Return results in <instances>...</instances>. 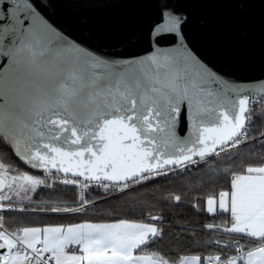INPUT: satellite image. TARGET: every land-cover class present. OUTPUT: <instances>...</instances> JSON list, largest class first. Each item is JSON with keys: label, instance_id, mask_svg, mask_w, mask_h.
Wrapping results in <instances>:
<instances>
[{"label": "snow or ice", "instance_id": "6c2138e0", "mask_svg": "<svg viewBox=\"0 0 264 264\" xmlns=\"http://www.w3.org/2000/svg\"><path fill=\"white\" fill-rule=\"evenodd\" d=\"M119 2L55 0L50 9L44 0L39 4L33 0H0V130L15 144L17 155L32 169L43 170L49 176L53 170L63 173L64 184L75 185L83 177L105 191L115 184L124 193L163 174L165 165L193 163L194 155L203 159L246 142L264 148V128H256L255 121L246 122L247 97L239 100L235 116L222 111L221 124L200 127L202 112L231 89L229 81L197 50L187 31L194 18L189 8L223 4L245 14L250 0H193L189 5L159 0V19L149 24L151 52L114 60L102 51L92 50L89 42L98 41V21L92 13ZM61 16L70 18L66 26ZM200 25L207 30L209 47L217 51L235 52L229 31L242 41L249 36L246 15L215 20L203 16ZM261 34L264 39V19ZM139 36L140 29H132L121 43L132 47ZM145 78L152 85L150 93ZM109 108L115 112L127 108V113L110 115ZM185 108L198 133L197 140L192 147L181 148L164 159V154L158 153L157 136L165 145H175ZM138 121L142 123L138 125ZM85 123L95 127L91 131L84 128L81 134ZM46 126H50V136L43 131ZM141 132L154 134L150 139L146 137L151 147L144 146ZM65 133H70L63 141L69 147L56 143ZM86 137L87 142L82 143ZM69 173L72 179L67 178ZM55 183L46 184L29 174L9 177L0 164V189L18 188L17 196L21 191L25 196L36 193L39 186L52 188ZM3 200L11 203L10 196L0 193ZM174 200L181 201V196L175 195ZM80 203L81 207L52 205L40 210L79 213L88 203L83 195ZM206 203L208 213H215L217 207L230 212L232 224L226 231L259 238L256 246H246L247 251L237 244L240 254L226 258L223 264H264V166H249L244 174L232 175L230 191L210 195ZM161 231L151 223L123 219L67 228L25 227L22 235L9 233L0 224V250H5L0 252V264H169L164 257L146 253L142 247L159 238ZM137 249L143 254L134 255ZM179 264L203 261L198 255L183 256ZM207 264H213L212 258ZM215 264H221L219 257Z\"/></svg>", "mask_w": 264, "mask_h": 264}, {"label": "trees", "instance_id": "16d2710c", "mask_svg": "<svg viewBox=\"0 0 264 264\" xmlns=\"http://www.w3.org/2000/svg\"><path fill=\"white\" fill-rule=\"evenodd\" d=\"M255 127L264 128V109L258 111ZM0 155L10 166L39 176L43 174L22 163L9 142L2 137ZM262 165L264 148L259 144L249 143L234 151L200 161L182 172L153 180L118 195L92 190L86 195L88 206L79 213L40 210L41 207L52 205L81 207L80 188L56 182L52 188L39 186L36 193H29L30 200L16 201L17 204L37 207L40 211L7 212L3 216V223L8 231L17 233L25 227L69 226L122 219L151 223L162 231L159 238L142 246L144 252L162 256L169 264L178 263L180 257L189 255H198L202 261L213 255L230 257L236 253L238 241L244 250H247L248 245L256 246L258 241L226 231L232 224L231 214L208 213L207 198L218 195L219 191H230L232 175L244 174L249 166ZM44 181L52 184V181ZM175 195H180L181 201L176 202ZM154 216L162 219L153 221L151 217ZM208 225L212 227L209 228ZM136 252L143 254L139 249Z\"/></svg>", "mask_w": 264, "mask_h": 264}, {"label": "water", "instance_id": "95a60500", "mask_svg": "<svg viewBox=\"0 0 264 264\" xmlns=\"http://www.w3.org/2000/svg\"><path fill=\"white\" fill-rule=\"evenodd\" d=\"M33 2L39 4L40 0H33ZM192 2L193 0H177V3L184 5H189ZM44 3L48 4L51 9L55 0H51V2L50 0H44ZM158 4L159 0H120L114 7L94 11L92 14L95 15L98 21V41H90L89 46L92 50L106 53L109 59L114 60L130 59L133 55L144 56L150 53L152 47L149 38V24L152 20L159 19ZM189 10L193 11L194 14L193 22L187 30L189 38L193 41L195 47L202 56L207 61L211 62V66L214 67V70L229 81V89H231L227 93H221V99L208 105V110L202 112V123L200 127H214L223 122V118L220 115L222 111L228 112L231 116H235L238 113L240 99L252 94L264 97V39H262L261 34V20L264 19V4L261 3V0H250V6L245 14L237 12L234 7H228L223 4L209 8H189ZM42 14H44L43 11ZM242 15H246L250 21L248 38L242 41L230 31L227 32V35L234 41L235 52L230 49L217 51L209 47L207 30L200 25L201 17L208 16L213 20L217 17L238 19ZM59 18L64 22L65 26L70 19L63 16ZM136 28L140 29V36L135 42V45L132 47L123 46L121 43L122 39L130 30ZM73 35L76 34L74 33ZM70 38L73 37L70 36ZM162 43L168 44L169 41H163ZM159 76L161 80H163L164 70H161ZM144 84L150 93L152 85L148 83L146 78ZM137 107H139V99ZM245 107L247 121V113L249 110L248 97ZM108 111L111 115L115 112V109L109 108ZM126 113L127 108H123L121 112H115L116 115ZM137 123L139 125L142 121H138ZM49 127L50 126H46L43 129L46 136L51 135L48 130ZM94 127V125L89 126L85 123L81 127V134L84 128H88V130L91 131ZM139 134L141 135V139L145 140L144 146L151 147V145L148 144V139L154 134L144 132ZM68 135H70V133H65L61 141H57L56 143L64 147H69V145L63 143ZM177 135L179 140L175 145H165L161 137L157 136L158 153L162 152L164 154V159L169 158L170 154L178 152L181 148L187 149L192 147L193 143L197 140L198 133L194 131L188 119L186 108L181 113ZM0 137L5 139L3 130H0ZM146 137L148 139H146ZM87 140L88 138L86 137L82 143L87 142ZM7 141L12 146L14 154L18 159L31 168L21 156L17 155L15 144L12 140L7 139ZM71 147L75 149L77 146L71 145ZM197 147H199L198 144ZM214 156L216 155L208 154L201 159L199 156L194 155L192 156V161L200 162ZM185 163L188 162H184L183 164ZM175 166L178 165H165L164 169ZM32 170L43 172V170ZM67 175L73 176L72 173ZM237 244L240 245V241H238Z\"/></svg>", "mask_w": 264, "mask_h": 264}, {"label": "built area", "instance_id": "2783aa9c", "mask_svg": "<svg viewBox=\"0 0 264 264\" xmlns=\"http://www.w3.org/2000/svg\"><path fill=\"white\" fill-rule=\"evenodd\" d=\"M247 97L249 99V110H248V113H247V121H255V118H256V116L258 114V111L260 109H264V97L263 96L254 95V94L248 95ZM246 144H249V143L246 142ZM246 144H240V145H238L235 148H229L227 151H220L219 155H222V154L231 152L233 150H236V149H238V148H240V147H242V146H244ZM216 156H218V155H216ZM197 163H198V161H194L193 163H189L188 162V163H185V164H182V165H178V166H175V167L164 169V173L161 174V175L155 176L154 180L168 177L171 174H174V173H177V172H182V171L186 170L188 167L196 165ZM43 174H44V178L46 180L47 179L50 180V181L55 180L56 182H59V183H62V180L64 178V174L63 173H56L55 171H53L51 176H49V174H46L44 172H43ZM67 178L68 179H72L73 176L67 175ZM151 181H153V180H151ZM151 181H146V182H144L142 184L134 185L132 188L126 189L125 192H127L129 190H132L133 188H136L138 186L147 184V183H149ZM81 184H87V187L81 188L80 187ZM70 185H73V184H70ZM75 186H78L80 188V192H81L80 196L83 195L85 199H86L87 193H89L90 191L95 190V189L102 190L104 192L110 193L111 195L121 194V192L118 190V188L116 187L115 184L110 185L108 190L105 191V189L102 186H99L96 182H87V181L84 180L83 177L79 178L78 183L75 184ZM1 205H3V206L0 207V224H2L3 230L9 232L4 226L3 216L7 212H23V211H21L22 206L15 205V204H7V203L6 204L5 203L1 204ZM85 206H87V205H85ZM3 251H5V250H0V252H3ZM238 254H240V250L237 248L236 253L234 255H232V256H235V255H238ZM232 256H230V257H232ZM216 257L220 258L221 264H223V262L225 261L226 258H230V257H223L221 255L208 256V257H206L203 260V264H207V261H208L209 258H212L213 264H215V258Z\"/></svg>", "mask_w": 264, "mask_h": 264}, {"label": "rangeland", "instance_id": "374dc122", "mask_svg": "<svg viewBox=\"0 0 264 264\" xmlns=\"http://www.w3.org/2000/svg\"><path fill=\"white\" fill-rule=\"evenodd\" d=\"M234 151V150H233ZM0 164H3L4 166H5V170L7 171V174H8V176L9 177H11V176H13V175H24V174H29V175H33V176H36L37 178H39V179H41V180H43L44 181V174H42V176H39L38 174H34V173H32V172H29V171H27V170H21V169H18V168H16V167H14V166H10V165H8L7 163H5L4 161H3V159H2V156L0 155ZM46 180V179H45ZM48 180V179H47ZM50 181V180H49ZM45 183H47L46 181H44ZM19 189L18 188H16V189H14L13 191H9L7 188H4V189H0V193H3L4 195H7V196H10L11 197V202L13 203V204H17L16 203V201H22V202H25L26 200H28V197H29V193H31V192H29L28 194H27V196H25V194L21 191L20 192V195L19 196H17L16 195V191H18ZM12 204V203H10L8 200H3V201H0V205L1 204ZM17 205H20V206H22V209H24V211L23 212H36V211H40V210H38L37 209V207H28L27 205H25V204H22V203H18ZM87 206H88V204H87ZM87 206H84V209L87 207ZM10 232V231H9ZM11 233V232H10ZM18 234H21L22 235V233H21V231L18 233ZM189 256H193V255H189ZM174 264H179V262L178 263H174Z\"/></svg>", "mask_w": 264, "mask_h": 264}, {"label": "crops", "instance_id": "0c3cea01", "mask_svg": "<svg viewBox=\"0 0 264 264\" xmlns=\"http://www.w3.org/2000/svg\"><path fill=\"white\" fill-rule=\"evenodd\" d=\"M262 166H264V165H262ZM217 212H222L221 210H219V208L217 207V211L215 212V213H217ZM230 213V212H229ZM120 220H118V221H112V222H105V223H117V222H119ZM128 221V220H127ZM130 223H142V222H135V221H129ZM83 223H93V224H98V223H94V222H83ZM83 223H79V224H83ZM144 224H149V223H144ZM69 226H71V225H69ZM154 226H156L155 224H154ZM45 227H64V228H67L68 226H61V225H58V226H44V227H40V228H45ZM157 227V226H156ZM21 233H22V231H21ZM238 234H241V235H243V236H245L246 238H248V239H250V240H255V241H258L259 242V238H251V237H248L246 234H242V233H238ZM73 248H75V247H77V246H72ZM244 250V249H243ZM137 251V250H136ZM136 251H134V255H141V254H137V252ZM244 251H247V250H244ZM77 254H79V252H77Z\"/></svg>", "mask_w": 264, "mask_h": 264}]
</instances>
